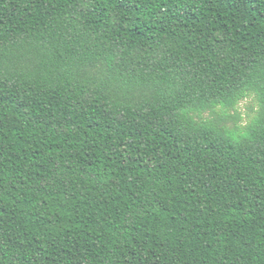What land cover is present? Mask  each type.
Returning <instances> with one entry per match:
<instances>
[{
  "label": "trees",
  "instance_id": "obj_1",
  "mask_svg": "<svg viewBox=\"0 0 264 264\" xmlns=\"http://www.w3.org/2000/svg\"><path fill=\"white\" fill-rule=\"evenodd\" d=\"M0 264H264V0H0Z\"/></svg>",
  "mask_w": 264,
  "mask_h": 264
},
{
  "label": "rangeland",
  "instance_id": "obj_2",
  "mask_svg": "<svg viewBox=\"0 0 264 264\" xmlns=\"http://www.w3.org/2000/svg\"><path fill=\"white\" fill-rule=\"evenodd\" d=\"M252 104V101L244 102L240 106V112L243 114V117H246L248 113V107H250Z\"/></svg>",
  "mask_w": 264,
  "mask_h": 264
}]
</instances>
